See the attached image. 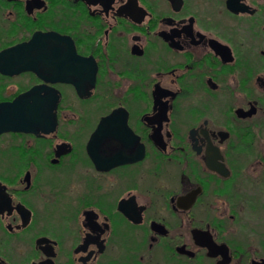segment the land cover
Returning a JSON list of instances; mask_svg holds the SVG:
<instances>
[{
	"label": "flooded vegetation",
	"instance_id": "af4514ba",
	"mask_svg": "<svg viewBox=\"0 0 264 264\" xmlns=\"http://www.w3.org/2000/svg\"><path fill=\"white\" fill-rule=\"evenodd\" d=\"M32 89L0 264H264V0H0V103Z\"/></svg>",
	"mask_w": 264,
	"mask_h": 264
},
{
	"label": "water",
	"instance_id": "95a60500",
	"mask_svg": "<svg viewBox=\"0 0 264 264\" xmlns=\"http://www.w3.org/2000/svg\"><path fill=\"white\" fill-rule=\"evenodd\" d=\"M28 48H36L37 43H27ZM38 55H28L22 68H32L37 64ZM53 95L37 94L35 89L24 93L11 102L0 103V132L4 130H49L54 123L55 103ZM50 100L49 102L47 101Z\"/></svg>",
	"mask_w": 264,
	"mask_h": 264
},
{
	"label": "rangeland",
	"instance_id": "374dc122",
	"mask_svg": "<svg viewBox=\"0 0 264 264\" xmlns=\"http://www.w3.org/2000/svg\"><path fill=\"white\" fill-rule=\"evenodd\" d=\"M24 82H26V78H22V79H20V81H16V83H14V84H16V85H22V84H24ZM12 89H14V86L12 85L11 87H7L5 90L7 91V92H10ZM71 108L73 109V110H75V111H78V112H83V110H84V104L83 103H78V102H76V103H74V104H72L71 105Z\"/></svg>",
	"mask_w": 264,
	"mask_h": 264
}]
</instances>
